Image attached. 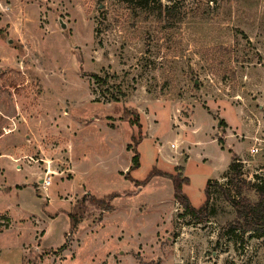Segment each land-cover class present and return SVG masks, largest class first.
Returning a JSON list of instances; mask_svg holds the SVG:
<instances>
[{"label":"rangeland","instance_id":"374dc122","mask_svg":"<svg viewBox=\"0 0 264 264\" xmlns=\"http://www.w3.org/2000/svg\"><path fill=\"white\" fill-rule=\"evenodd\" d=\"M161 2L0 0V264H264L220 190L256 204L264 181V0ZM175 178L197 209L211 182L215 217Z\"/></svg>","mask_w":264,"mask_h":264},{"label":"trees","instance_id":"16d2710c","mask_svg":"<svg viewBox=\"0 0 264 264\" xmlns=\"http://www.w3.org/2000/svg\"><path fill=\"white\" fill-rule=\"evenodd\" d=\"M120 3L127 5L133 12H137L138 14L142 15H154V16H163L167 15L173 17L174 15V6H163L161 0H115ZM97 82H104L98 76H94ZM117 101V100H116ZM132 125L141 127L139 117H136L134 121H130ZM129 151L131 149H128ZM133 169H138L140 166L139 162V155H135L132 159ZM240 163L238 160H235L230 165V172L231 174L227 176L229 185H233L235 183L241 182V171H240ZM129 178V177H128ZM128 180V179H127ZM130 180V178H129ZM185 185L189 183L188 179L185 180ZM173 187L175 192V199L176 201L182 206L184 210V215L189 216L194 220L201 221L204 218H214L215 217V208L211 206V198H212V191H211V182H208L206 189H205V197L206 202L200 208H194L188 197L184 194L183 188L184 185L181 183V180L175 178L173 180ZM245 184V183H244ZM252 187L256 190L259 195V200L256 204H252L248 198H241L242 191L241 188H237L236 195L238 200L232 197L223 187H220L222 198L229 202L236 211V219L230 223V229L232 231H237L243 229V233H262L264 234V181H260L257 185H252ZM112 200V195L108 196L106 199L98 200L94 197H86L83 199L80 206L75 208V213H72L70 218V225L71 229L74 230L78 226L83 213V210H86V203H95V205L99 207H104L105 210H110L108 202L106 201Z\"/></svg>","mask_w":264,"mask_h":264},{"label":"crops","instance_id":"0c3cea01","mask_svg":"<svg viewBox=\"0 0 264 264\" xmlns=\"http://www.w3.org/2000/svg\"><path fill=\"white\" fill-rule=\"evenodd\" d=\"M21 149H25V148H21ZM17 168L20 170V166H18ZM27 168H28V167H27ZM19 186H21V185H16V188L19 187ZM27 186H28V185H27ZM20 192L22 193V192H24V190H23V191H20ZM1 218H4V219H5V220H2V221H1L2 224H4V223H5V224H6V223H7V224H10V225H9V228H10V229H12V228L14 227V225H13V221H12V217H11V215H10L8 212H7V213H2V214H0V219H1ZM6 220H7V221H6ZM4 229H6V228L4 227ZM10 229H9V230H10ZM9 230H8V231H9ZM2 234H3V233H1L0 235H2Z\"/></svg>","mask_w":264,"mask_h":264},{"label":"built area","instance_id":"2783aa9c","mask_svg":"<svg viewBox=\"0 0 264 264\" xmlns=\"http://www.w3.org/2000/svg\"><path fill=\"white\" fill-rule=\"evenodd\" d=\"M252 153H258V150L253 149ZM50 183H51V181L49 179H46V180L43 181V185L47 186V187L50 185Z\"/></svg>","mask_w":264,"mask_h":264}]
</instances>
